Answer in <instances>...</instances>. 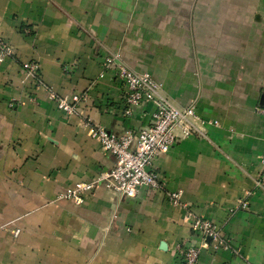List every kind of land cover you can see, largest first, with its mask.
<instances>
[{
    "label": "crops",
    "instance_id": "crops-1",
    "mask_svg": "<svg viewBox=\"0 0 264 264\" xmlns=\"http://www.w3.org/2000/svg\"><path fill=\"white\" fill-rule=\"evenodd\" d=\"M0 35L15 49L0 60V264H180L177 245L201 237L167 196L179 189L231 243L204 248L199 264H264V0H0ZM116 52L220 126L154 160L164 189L127 197L101 185L81 205L57 199L116 157L23 63L38 62L60 95L88 92L80 111L122 134L149 125L154 106L126 113V86L105 68ZM11 221L18 235L2 228Z\"/></svg>",
    "mask_w": 264,
    "mask_h": 264
},
{
    "label": "built area",
    "instance_id": "built-area-1",
    "mask_svg": "<svg viewBox=\"0 0 264 264\" xmlns=\"http://www.w3.org/2000/svg\"><path fill=\"white\" fill-rule=\"evenodd\" d=\"M14 54V47L0 35V60ZM23 67L27 76L34 79L38 87L48 91L49 98L56 102L60 110L68 115L80 114L90 135L116 157V164L112 169L100 173L91 181L74 183L60 192L57 199L71 200L81 205L101 185L109 191L127 197L136 196L143 187L164 189V184L153 168L154 160L168 152L180 138L193 135L208 137L207 125L220 126L219 121L199 115L195 105L185 107L176 105L165 92L162 82L155 79L150 72L130 68L119 52L107 57L105 68L114 69L126 86V113L132 115L133 108L143 102H150L154 106L153 119L149 125L138 130L129 129L122 134L108 131L90 115L80 111V104L90 97L88 92L60 95L53 86L44 83L38 62L26 61ZM259 111L264 114V108ZM261 162L264 167V155ZM257 184L264 188V176L257 181ZM183 194L182 189L167 191L170 201L185 208L184 221L200 235L201 240L195 244L177 245L176 254L180 264H199L202 250L210 245L215 249H230L231 243L222 233L221 227L213 220L195 214L183 201ZM241 206L247 207L248 202L243 201ZM10 227H16L15 235L21 232L16 226V221L2 226L4 229Z\"/></svg>",
    "mask_w": 264,
    "mask_h": 264
}]
</instances>
